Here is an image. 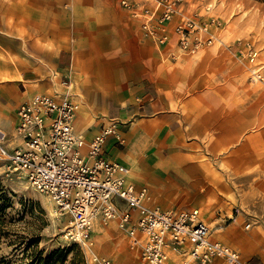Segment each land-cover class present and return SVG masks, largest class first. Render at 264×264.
<instances>
[{
    "label": "crops",
    "instance_id": "0c3cea01",
    "mask_svg": "<svg viewBox=\"0 0 264 264\" xmlns=\"http://www.w3.org/2000/svg\"><path fill=\"white\" fill-rule=\"evenodd\" d=\"M53 2L37 20L0 13V130L11 138L8 148L20 144L15 127L24 102L35 94H67L79 104L74 130L86 143L106 120L118 121L123 142L108 137L104 158L127 167L129 180L148 189V205L198 210L210 228L202 213L218 194L209 186L210 159L227 162L228 148L239 147L236 140L258 115L232 114L235 108L226 98L230 84L209 83L211 55L179 53L174 36L169 44L156 45L116 0ZM190 11L182 6L173 23ZM193 72L200 75L195 80ZM202 80L208 83L201 91H189ZM244 135L250 143L247 164L258 165L260 151L251 142L257 136L251 130ZM94 227L93 233L102 231Z\"/></svg>",
    "mask_w": 264,
    "mask_h": 264
},
{
    "label": "built area",
    "instance_id": "2783aa9c",
    "mask_svg": "<svg viewBox=\"0 0 264 264\" xmlns=\"http://www.w3.org/2000/svg\"><path fill=\"white\" fill-rule=\"evenodd\" d=\"M140 22V30L158 45L175 37L179 53L194 54L216 40L219 22L188 12L178 21L184 0H116ZM252 61L255 51L247 48ZM251 81H262L260 69H250ZM62 85L68 87L65 83ZM79 104L67 94H35L17 111L15 138L0 130V168L17 175L45 195L55 215L66 216L65 238L91 244L93 227L115 224L128 245L138 252V264H253L230 246L211 239V230L198 210L168 209L148 205L146 187L129 180V169L104 158L108 137L123 142L118 121L106 120L89 143L75 133ZM85 149V152L83 151ZM91 264H114L93 254Z\"/></svg>",
    "mask_w": 264,
    "mask_h": 264
},
{
    "label": "rangeland",
    "instance_id": "374dc122",
    "mask_svg": "<svg viewBox=\"0 0 264 264\" xmlns=\"http://www.w3.org/2000/svg\"><path fill=\"white\" fill-rule=\"evenodd\" d=\"M50 3H54L53 0H0V13L8 19L13 15L21 21L30 15L37 20L42 9ZM182 4H188L190 12H199L203 17H213L219 22L217 40L192 54L211 55L212 61L206 60L212 66L209 83L212 86L225 81L230 84L226 98L231 101L229 107L235 108L232 114L239 111L245 117L258 115L259 118L243 132L244 135L251 130L257 136L251 142L260 151L258 165L247 164L250 143L245 140V135L236 140L239 147L228 148L227 162H219L217 156L211 158L210 177L215 183L210 182L209 186L215 187L218 194L210 196L202 213L210 225L212 240L230 246L245 261L264 264V0H184ZM248 47L256 53L252 61L247 54ZM253 67L260 69L262 81H251L250 69ZM199 76V73H191L193 80ZM207 83L202 80L201 86L198 83L189 91H201ZM192 110L195 112L196 109ZM0 208V218L5 222L2 229L6 233L0 238V264H3L2 260L6 264H28L31 257L35 260L33 249L26 251L18 243L23 239L25 244L36 234L40 237L38 250L42 251L43 258L49 257L46 264H91V257L97 252L116 257L114 264H137L138 252L113 226H100L102 231L92 233V236L96 234V239H92L91 244L88 241L69 242L64 236L68 218L55 215L51 201L31 188L25 179L6 175L1 168Z\"/></svg>",
    "mask_w": 264,
    "mask_h": 264
},
{
    "label": "trees",
    "instance_id": "16d2710c",
    "mask_svg": "<svg viewBox=\"0 0 264 264\" xmlns=\"http://www.w3.org/2000/svg\"><path fill=\"white\" fill-rule=\"evenodd\" d=\"M1 210V208H0ZM40 211L42 212V210L40 209ZM4 219L0 218V238H1V235H6V233L3 231V226H4ZM39 241H40V237L38 236V234H36L35 236L32 235V237L24 244L23 243V239L18 243V246L20 248H24V250H29L30 248H32L33 250V254L35 256V260L33 257H31V262L28 263V264H46L47 261L49 260V257L48 258H43L42 257V251H39L38 250V244H39ZM3 264H6L7 262L5 260H2L1 261ZM34 262V263H33Z\"/></svg>",
    "mask_w": 264,
    "mask_h": 264
}]
</instances>
